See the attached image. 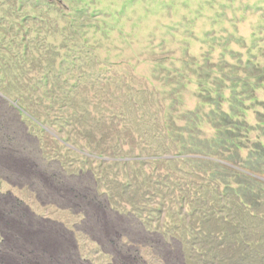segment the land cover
<instances>
[{"label": "rangeland", "instance_id": "rangeland-1", "mask_svg": "<svg viewBox=\"0 0 264 264\" xmlns=\"http://www.w3.org/2000/svg\"><path fill=\"white\" fill-rule=\"evenodd\" d=\"M0 264H264V0H0Z\"/></svg>", "mask_w": 264, "mask_h": 264}, {"label": "trees", "instance_id": "trees-1", "mask_svg": "<svg viewBox=\"0 0 264 264\" xmlns=\"http://www.w3.org/2000/svg\"><path fill=\"white\" fill-rule=\"evenodd\" d=\"M20 112H22V113H24L25 114V112H24V110L21 108L20 109ZM30 118L31 119H33L31 116H30ZM34 120V122L39 126V128H41V129H43L44 127H43V124L41 123V122H38L37 120H35V119H33ZM101 157V156H100Z\"/></svg>", "mask_w": 264, "mask_h": 264}, {"label": "bare ground", "instance_id": "bare-ground-1", "mask_svg": "<svg viewBox=\"0 0 264 264\" xmlns=\"http://www.w3.org/2000/svg\"><path fill=\"white\" fill-rule=\"evenodd\" d=\"M46 243V242H45ZM48 245V244H47Z\"/></svg>", "mask_w": 264, "mask_h": 264}]
</instances>
